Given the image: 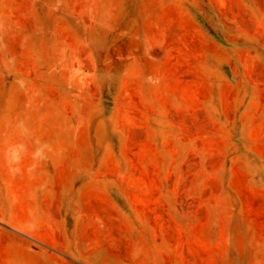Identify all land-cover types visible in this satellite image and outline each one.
I'll return each mask as SVG.
<instances>
[{
  "label": "rangeland",
  "instance_id": "obj_1",
  "mask_svg": "<svg viewBox=\"0 0 264 264\" xmlns=\"http://www.w3.org/2000/svg\"><path fill=\"white\" fill-rule=\"evenodd\" d=\"M30 141L85 192L62 246L5 234L0 264L263 252L264 0H0V165Z\"/></svg>",
  "mask_w": 264,
  "mask_h": 264
},
{
  "label": "crops",
  "instance_id": "obj_2",
  "mask_svg": "<svg viewBox=\"0 0 264 264\" xmlns=\"http://www.w3.org/2000/svg\"><path fill=\"white\" fill-rule=\"evenodd\" d=\"M18 146L10 149L7 157L3 156L4 164L0 165V188L5 187L4 177L12 181L7 187L8 195H0V205L12 206V222H5L4 211H0V222L6 223L9 229L15 231L7 233L0 227V254L6 248L2 238L7 234L16 241L8 247H16L13 250H20V255L31 261L32 252L37 251L32 248V239L44 246L60 247L64 244L59 239L64 238L62 231L66 229L65 224L69 219L72 222L78 220L76 207L72 208L69 216V205L79 203L85 191L77 183H73L78 181L75 175L70 179L67 155L64 154L63 157L58 149L50 153L38 152L36 143L31 141L18 143ZM261 242V239L252 238L247 244L239 245L243 246L240 249L231 243L227 252L215 255L219 258L215 262L264 264Z\"/></svg>",
  "mask_w": 264,
  "mask_h": 264
}]
</instances>
